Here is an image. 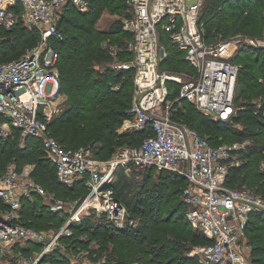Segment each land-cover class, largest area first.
<instances>
[{"label":"built area","instance_id":"obj_1","mask_svg":"<svg viewBox=\"0 0 264 264\" xmlns=\"http://www.w3.org/2000/svg\"><path fill=\"white\" fill-rule=\"evenodd\" d=\"M202 2L126 0L131 18L124 22V30L131 35L127 43L131 59L114 67L132 72L133 94L124 127L150 133L139 146L123 148L113 160L102 162L93 159L87 149L61 146L48 129L53 98L60 91L59 54L53 44L63 40L58 18L67 4L84 13L87 2L0 0V44L3 33L18 23L38 36L37 43L19 58L0 63V139L13 131L19 132L22 141L39 139L58 181L67 187L83 182L87 188L79 203L64 205L33 181V165L0 173V254L10 258L7 264H52L45 258L55 256L56 248L63 247L60 235L70 237L71 228L90 214L95 222L103 220L116 229L135 228V219L114 195L113 184L109 185L119 168L152 169L156 174L173 173L185 179L184 218L209 241L190 253L200 264H252L247 226L252 216H264V196L244 186L229 188L225 183L229 169L243 163L248 143L213 146L175 118V105L182 102L214 122H229L235 112L233 95L239 66L230 60L233 44L205 42L198 23ZM161 36L184 52L190 73L176 75L160 69L167 56ZM120 84H111V90L118 91ZM172 91L175 96L167 99ZM259 169L264 172V158ZM34 196L44 202L49 199L45 204L51 212L67 215L54 236L23 225V201L32 202ZM62 256L71 264L75 261L69 253ZM80 264H104V259L89 258Z\"/></svg>","mask_w":264,"mask_h":264},{"label":"trees","instance_id":"obj_2","mask_svg":"<svg viewBox=\"0 0 264 264\" xmlns=\"http://www.w3.org/2000/svg\"><path fill=\"white\" fill-rule=\"evenodd\" d=\"M242 1L205 0L198 23L202 25L203 39L207 44L212 40H215L214 43L219 42L217 38L228 32L231 25L229 23L234 19L231 11H238ZM86 2L88 9L84 13L67 4L59 15L57 28L62 33L63 40L53 44L59 54L60 91L68 95L69 106L60 117L48 122V129L52 131L50 133L53 138L65 148H81L73 146L74 142L87 139L88 142L97 143L99 147L94 150V156L99 157L104 152H113L112 142H117L120 136L116 135L112 127L120 126L123 120L129 118L133 82L131 70L104 69V65L112 58L110 53L96 45L102 36L122 33L123 39L117 43V49L121 56L131 58L127 50L131 35L124 30V24L120 21L112 23L105 34L97 32L94 28L104 11L122 14L126 8V0ZM256 3L257 0L254 4ZM252 7L244 11L246 25L253 22L254 27H258L260 24L257 17L253 18L255 16ZM3 36L4 40L0 44V63L10 60L11 57H19L27 47L34 45L38 40L37 33L26 29L21 23L4 32ZM169 43L171 42L163 41L167 56L161 62L160 69L169 68L172 73H178L190 68L184 60V52ZM254 53L255 51L253 55ZM242 54L244 56L237 54L232 59L234 63H240L242 66L236 80L238 84L234 99L235 108L233 107L235 112L229 122H214L186 102H182L181 107L179 104L175 105V118L191 129L195 128L199 132H217L223 135L225 140H234L237 143L249 142L242 155L243 163L228 171L225 183L229 188H234L232 186L239 180L247 182V178L253 177L261 179L264 183V177L258 175L255 170L259 168V162L263 158L260 156L264 154V70L257 66L259 57L253 58L245 51ZM114 83H121L119 90L115 92L110 88ZM175 94L176 92L172 91L167 99H172ZM258 97L262 98L259 106L251 102ZM90 104L87 113L83 114L84 108ZM186 105L191 107L187 113L183 110ZM72 121H75L77 127L81 123L82 126L70 131L68 128ZM236 125L242 126V130L233 128ZM149 133L145 131L134 134L140 135L143 140ZM142 140L132 146L140 145ZM207 140L211 145L218 146L217 143ZM19 143L18 131H13L6 139H0V173L11 163L17 169L30 164L34 166L32 177L46 192L57 191L59 196L60 192L76 194L82 191V196L85 195L87 188L83 182L67 187L58 181L55 168L42 154L39 139H26L24 147H20ZM141 173L143 181L149 180L152 175L155 176L156 181L153 182L151 190L147 189L144 182L140 184L131 179L127 180L125 176H120L121 180L115 185L116 198L126 206L131 218L138 217L137 226L116 229L105 222H95L91 216L85 217L74 225L72 237L67 238L71 242L68 251H75L80 247L88 248L90 238H96L100 240V250L90 249L89 257L92 260H100L105 252L104 264H200L198 259L191 257L189 253L193 247L207 245L209 241L200 236L184 218L187 211V206L182 200L185 179L173 173L156 174L152 169L142 170ZM174 185L175 188H171ZM250 187L256 189L254 193L264 196L258 193L260 190L257 185L252 184ZM148 198L151 199L149 204L146 200ZM169 206L172 207L168 210ZM167 210L168 214L165 213ZM60 216L52 213L39 196H34L32 202L23 201L21 221L26 227L39 229L38 227L44 226L40 224L45 222L59 225L64 219ZM247 236L252 247V264H264V216H252L247 226ZM45 261L52 264H70L59 255L46 257Z\"/></svg>","mask_w":264,"mask_h":264},{"label":"rangeland","instance_id":"obj_3","mask_svg":"<svg viewBox=\"0 0 264 264\" xmlns=\"http://www.w3.org/2000/svg\"><path fill=\"white\" fill-rule=\"evenodd\" d=\"M255 1L256 0H243L241 5H240V9L238 11L232 10L231 11V15L234 16V19L231 21V23H229L231 25L228 28V32L226 34L223 33L217 39L219 40V42L220 41L221 42L222 41H232L233 47H232V51H231V53L229 55L231 61H233L232 59H234V57L237 54H240L242 56L243 55L242 52L245 51L246 54H248V55L251 54L253 56V58H258L259 57L257 66H259L262 70H264V0H257V3L254 4ZM204 2H205V0H203L202 5H201V7L199 9L198 18H200L201 9L203 7ZM253 4H254V6L252 7ZM251 7H252V12H253V14L255 16L253 18L257 17V19L259 21L260 25L258 27H254L253 22H251L249 25H246L247 18L244 16L245 15L244 11L246 9H248V8H251ZM241 11H242V13H241ZM130 18H131V10L129 9L128 5L126 4V8L123 10L122 14L110 13L108 11H104L102 13V15L100 16V18L98 19L97 23L95 24L94 28H95V30L97 32H102V33L105 34V32L107 31L108 27L112 23L120 21V22H122L124 24V22L126 20H129ZM58 20H59V18H58ZM235 22H236V24H234ZM123 35L124 34L120 33V34L115 35V36H106V37L102 36V37H100L98 39V42H97L98 44L96 46H98V47L104 49L106 52L110 53L111 58H112V60L109 63L104 65L105 66L104 69H111V70L115 71L114 67L116 65H119V64H121L123 62H127V61H129L131 59V58L124 57L125 55L121 56L119 51H118V49H117V43L122 41ZM166 40L169 41L168 38L165 37V36H161L160 37V41L162 43H163V41H166ZM213 41H215V40H212V42H210L209 44H213L214 43ZM169 44L171 45L172 43H169ZM34 45L29 46L26 49H29V48L33 47ZM253 51H255L254 55H253ZM19 57H17V58H19ZM17 58H15V59H17ZM10 60H14L13 57H11ZM10 60H7V61H10ZM2 62H6V61H2ZM238 66H239V69H240L242 65L240 63H238ZM104 69H102V70H104ZM190 70H191V68L188 67V69H186L184 71L182 70L181 72H178V73L177 72L176 73H172V71H170L169 68L162 69V71H165V72L168 71L169 73L176 74V75H183V73H185V74L186 73H190L191 72ZM237 84H236V88H235L234 95H233V107L234 108H235L234 99H235V95L237 93L236 92ZM132 94H133V92H132ZM53 101H54V105H53L54 108H53V113H52V115H51V117L49 119V122L50 121L52 122L54 119L60 117L62 112L69 106V98H68V95L65 92L59 91V94H57L53 98ZM251 102L256 104L257 106H259L261 104V102H262V98L258 97L256 99H253ZM181 106L182 105H180V107ZM90 107H91V104L89 106L85 107L86 109L84 108L83 114H86L87 113L86 110L89 109ZM185 107L186 108H183L184 112H186V113L189 112L188 110L191 107L187 106V105ZM125 120H123V122H122V124L120 126L112 127V128H114V132L116 133V135L120 136V137L117 138V142H112V146H113L114 150H113V152L111 154H110V152H106V153L104 152L99 157L94 156V150H96L99 147V145L97 143L88 142V139L87 140H82V141H79V142H74L73 146L81 147V148L89 150L91 157L93 159H95V160L102 161V162H109V161L113 160L123 148H126V147H137V146H132V145H135V144L139 143L142 140L141 139L142 137L140 135L134 134L136 132L129 131V130H127L124 127V121ZM74 123H75V121L71 122V125H69L68 130L73 131V130H76L78 127L82 126V123L78 127ZM233 128H236L238 130H242V126H240V125H236ZM193 129L196 130L195 128H193ZM196 131L200 135H202L205 139H209L212 143H217L218 145H230V144L237 143L234 140H225L224 136L220 135L217 132L213 133V132H210V131L209 132L203 131L204 132L203 133V132H199L198 130H196ZM212 140H215V141H212ZM19 141H20V143H19L20 147L25 146V141H22V138L20 137V134H19ZM245 142L249 143L248 141H245ZM262 143H264V138H262ZM260 145H263V144H260ZM104 155H107V157L105 158ZM260 157L264 158V154L261 155ZM11 167L13 168V167H16V166L11 163V164H8L5 167V169H9ZM255 170H256V173L258 175L264 177V172L263 171H261L259 168L258 169L256 168ZM141 172H142V170H138V169H131L129 171H126V170H123V168H119V169L115 170L114 173H113L114 178L111 177L112 181L109 183L110 186H111V184H113L111 186V188L114 191V195H116L115 194V185L118 184V180H121L120 176H125L127 180L131 179V180H134V181H136V182H138L140 184H142L144 182L143 184L146 185L147 189L151 190L152 186L154 185L153 182L155 183V181H156L155 176L152 175L149 178V180L143 181L142 175H140V174H143V173H141ZM33 181L36 184H38L34 180V178H33ZM239 181L232 187L239 188L241 186H244V187H246V188H248V189H250L252 191H256V189H252L250 187V186H252V184H255V185L258 186V188L260 190L258 193L264 194V183H263V181L261 179H257L256 177L255 178L253 177V178H247L246 179L247 182H239ZM38 185H40V184H38ZM110 186H105V187L110 188ZM171 188H175V185L172 186ZM55 193L54 192H51V193L47 192L49 197L53 196L57 201L62 202L64 205L65 204H73L75 202L79 203V201L84 199L85 196L87 195V192H85V195L82 196V194H83L82 191H81V193L78 192L76 194L67 193V192H60L59 196L57 195L58 194L57 191H55ZM48 200L49 199H46L45 202L43 201V204L45 206H47V207H49V206L46 205L45 203H48L49 202ZM146 200H147V204H149L151 199L148 198ZM171 207L172 206H169L168 210ZM125 208H126V206H125ZM126 210H127V208H126ZM168 210L165 211L166 214H168L167 213ZM127 212L129 214L128 210H127ZM57 214H59V213H57ZM60 215L64 219H63V222L62 223L60 222L59 225L55 224L54 222H45L43 224H40V225H44V226L38 227L39 229H37V228H31V229L35 230V231H38V232H42L47 237L48 236H54V234H56L57 232L60 231V228L65 223V219H66V216H67L64 211H63V214H60ZM61 216H60V218H61ZM90 216H91V218L93 220L95 219V216L93 214H90ZM135 218L134 219H135L136 223L138 224L139 219L136 216H135ZM102 222H104V221L102 220ZM28 228H30V227H28ZM71 230H72V235H73V233H74L73 232V227L71 228ZM72 235L70 237H72ZM82 236H85V235H82ZM70 237H66L65 235H60L59 243L62 244L63 247L62 248H56V250L54 252H55V255H59L62 258H63L62 255H64V253L65 254L69 253V255H71L74 258V260H75L73 264H80L81 261H83V262L87 261V259L90 258L89 257L90 249L100 250V249H98V248H100L99 243H98V242H100V240H98L96 238H90L91 241H90V243L88 245V248H85V247L81 248L80 247L77 250L70 252V251H68V248H69V245H70L71 242L69 240H67V238H70ZM84 242H85V240H84ZM194 248L195 247H193L191 249V252L194 250ZM35 249L39 250L40 248L38 247V248H35ZM252 254L253 253L251 252V257H252ZM1 256H2V254H0V264H7L10 261L9 257H6V259H5V258H2ZM100 259L106 260V253L105 252H104V255H102ZM75 262H77V263H75ZM132 264H136V263H132Z\"/></svg>","mask_w":264,"mask_h":264}]
</instances>
